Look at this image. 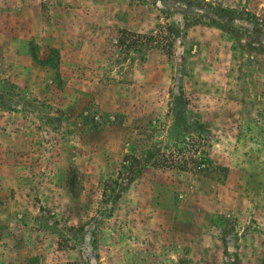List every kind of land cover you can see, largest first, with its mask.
<instances>
[{"label": "rangeland", "instance_id": "obj_1", "mask_svg": "<svg viewBox=\"0 0 264 264\" xmlns=\"http://www.w3.org/2000/svg\"><path fill=\"white\" fill-rule=\"evenodd\" d=\"M196 120L224 171L154 165ZM73 261L264 264V0H0V264Z\"/></svg>", "mask_w": 264, "mask_h": 264}, {"label": "trees", "instance_id": "obj_2", "mask_svg": "<svg viewBox=\"0 0 264 264\" xmlns=\"http://www.w3.org/2000/svg\"><path fill=\"white\" fill-rule=\"evenodd\" d=\"M214 10L219 14L226 13L229 15L230 13H234L233 10L220 5L214 6ZM122 43L134 54L139 52L144 53L151 48H160L165 50L168 55H171L175 46V34L170 24L167 23L166 25H161L156 32H152L151 34L127 32ZM195 126L197 129L195 135L189 136L187 140L183 139L181 142H176L166 150H160L154 161V165L204 174H216L224 171L223 167L213 165L207 157L205 148L209 135L205 134L207 131L206 125L202 121L196 120ZM136 162L140 163L139 168L131 164L126 172L119 174L118 177L121 179L120 181L123 183V186L132 183L144 169L142 161L136 159ZM95 259H98V255ZM68 264H85V262L73 261Z\"/></svg>", "mask_w": 264, "mask_h": 264}]
</instances>
